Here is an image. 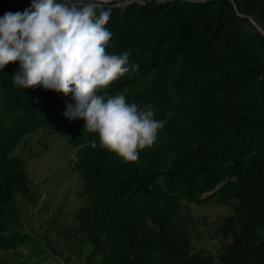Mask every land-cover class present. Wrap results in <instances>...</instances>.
<instances>
[{
	"label": "trees",
	"instance_id": "16d2710c",
	"mask_svg": "<svg viewBox=\"0 0 264 264\" xmlns=\"http://www.w3.org/2000/svg\"><path fill=\"white\" fill-rule=\"evenodd\" d=\"M31 3L0 0V17ZM105 7L111 9L107 52H128L129 67L139 68L104 91L150 104L165 126L136 162H123L83 129V119L63 115L75 104L71 94L18 88L12 76L19 63L5 65L0 247L19 234L6 232L7 221L16 220L15 193L29 191L24 158L10 152L23 135L47 127L75 149L87 198L69 232L90 246L91 264H264V0H130ZM208 199L229 206L216 229L228 241L215 255L193 246L182 214L190 202Z\"/></svg>",
	"mask_w": 264,
	"mask_h": 264
},
{
	"label": "clouds",
	"instance_id": "9594fccd",
	"mask_svg": "<svg viewBox=\"0 0 264 264\" xmlns=\"http://www.w3.org/2000/svg\"><path fill=\"white\" fill-rule=\"evenodd\" d=\"M109 3L32 0L22 13H5L0 17V69L18 62L14 86L71 94L75 104L66 105L63 115L83 119V129L98 136L102 149L123 162H136L140 150L154 144L166 121L154 118L150 104L140 107L129 103L123 92L104 91L139 68L129 67L128 52H107L112 36L105 27L111 16V9L105 7ZM90 147H97L95 140Z\"/></svg>",
	"mask_w": 264,
	"mask_h": 264
},
{
	"label": "rangeland",
	"instance_id": "374dc122",
	"mask_svg": "<svg viewBox=\"0 0 264 264\" xmlns=\"http://www.w3.org/2000/svg\"><path fill=\"white\" fill-rule=\"evenodd\" d=\"M129 1L109 4L122 7ZM218 47L226 51L228 44L219 41ZM10 154L24 158L29 191L15 193L11 211L16 220L7 221L6 232L19 234L7 247H0V264H91L90 246L69 232L87 198L83 178L74 167L75 149L55 129L39 127L23 135ZM228 212L229 206L215 199L189 203L182 214L188 215L195 248L214 255L222 248L228 239L216 229Z\"/></svg>",
	"mask_w": 264,
	"mask_h": 264
}]
</instances>
